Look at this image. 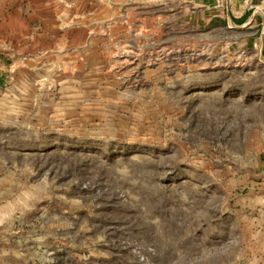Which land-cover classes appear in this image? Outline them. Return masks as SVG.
Listing matches in <instances>:
<instances>
[{
  "label": "rangeland",
  "instance_id": "rangeland-1",
  "mask_svg": "<svg viewBox=\"0 0 264 264\" xmlns=\"http://www.w3.org/2000/svg\"><path fill=\"white\" fill-rule=\"evenodd\" d=\"M138 11L0 44V264H264V28Z\"/></svg>",
  "mask_w": 264,
  "mask_h": 264
},
{
  "label": "crops",
  "instance_id": "crops-1",
  "mask_svg": "<svg viewBox=\"0 0 264 264\" xmlns=\"http://www.w3.org/2000/svg\"><path fill=\"white\" fill-rule=\"evenodd\" d=\"M154 0H113L94 5L92 0H0V44L22 55L37 56L41 49L59 48V40L75 31H119L135 24L140 5ZM195 25L210 22L214 27L264 28V0H174ZM62 33L55 36L52 33ZM51 42L44 46L47 41ZM62 40V39H61ZM54 46V47H53ZM73 46L68 43L67 47ZM21 62V61H20ZM30 62H33L30 60Z\"/></svg>",
  "mask_w": 264,
  "mask_h": 264
}]
</instances>
